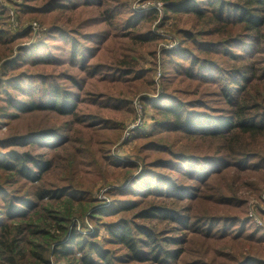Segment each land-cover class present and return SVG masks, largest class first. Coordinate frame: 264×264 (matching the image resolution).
<instances>
[{"label":"trees","instance_id":"16d2710c","mask_svg":"<svg viewBox=\"0 0 264 264\" xmlns=\"http://www.w3.org/2000/svg\"><path fill=\"white\" fill-rule=\"evenodd\" d=\"M169 1L182 46L165 52L161 94L143 98L154 124L133 137L142 170L111 190L108 210L97 207L98 183L140 165L111 149L129 95L151 79L140 58L155 54L153 13L134 12L131 0H24L20 17L50 35L12 57L21 36L3 27L0 6V130L22 114L45 118L0 136V264H223L207 229L214 212L241 225L240 187L264 186V0ZM86 219L94 232L84 234ZM167 219L197 223L193 238H166L176 226L157 223ZM253 242L264 243V230ZM251 263L264 258L231 264Z\"/></svg>","mask_w":264,"mask_h":264},{"label":"rangeland","instance_id":"374dc122","mask_svg":"<svg viewBox=\"0 0 264 264\" xmlns=\"http://www.w3.org/2000/svg\"><path fill=\"white\" fill-rule=\"evenodd\" d=\"M163 2L165 3V9L163 14L158 13L153 8H159ZM169 0H131V7L134 12L139 14H147L149 12L153 13L152 22L150 23V30L153 35L157 37V43L155 46V54L150 55L147 52L144 53L143 57L140 58V66L146 70L151 71V79L149 82H146L145 86L141 87V90L135 94H130V106L129 109L123 110L121 114V120L124 121V129L121 137L118 142H116L112 146L111 154L113 157L122 162L128 161H138L139 166L134 169V171L129 174L126 172L124 175L120 176L113 185H108L103 181H100L94 190V198L97 200V207L108 210L111 208L113 204V192L117 189H124L126 184H128L133 177H135L140 170H142V162L141 159L136 155L133 156L135 149L138 147L137 140H134V134L130 137L128 141L123 140V136L127 127L132 123L138 120L137 110H136V102H140L143 105V124L140 127H145L147 130H151L153 128V119L152 112L145 107L143 98L148 95V97L157 98L162 91V77L164 72V55L165 52H171L173 50H177L182 46L181 37L179 34L173 29L174 28V20L166 19V11L167 6L170 5ZM24 4V0H0V6L4 10V18L5 23L3 25L4 28L8 29L12 34H16L21 36L18 44L14 46L13 56H16L20 47H31L32 45L43 41L50 35L49 28L46 24L41 23L38 20H26L23 16L20 17V10L22 9ZM12 10V11H11ZM162 10V8H161ZM106 26H100L98 30H104ZM103 32V31H99ZM105 32V30H104ZM141 51H147L146 47H143ZM11 59V58H10ZM2 63H0V77L2 73ZM161 73V77L158 73ZM44 115L41 114H22L15 122H13L12 126L8 124H2L0 130V136L6 137L10 133L14 134H23L29 128L34 127L37 122L40 120H44ZM51 122L54 120H58L59 118L50 116L49 118ZM13 129H11V128ZM137 128V129H138ZM136 129V130H137ZM135 130V131H136ZM165 141L170 140V136L163 135ZM179 147L181 145H178ZM182 149L185 147L181 146ZM136 156V157H135ZM131 175V176H130ZM253 181H246L244 185H242L239 191V197L246 203L244 206V210L246 214L243 215L241 212L237 211V214L241 215L244 220L241 225H237L236 222H230L227 220L228 216H230V212H222L224 210L223 207H218L220 210L215 217L211 220L207 229L213 233L216 238H219V241H216L219 245V251L221 252V256L216 255L217 262H221L223 264H231L233 259L243 255V256H261L264 258V243L256 244L253 242V235L258 232L260 229L264 230V186L260 185L258 187L257 184L249 185ZM254 183V182H253ZM115 189V190H114ZM111 190L113 191L112 193ZM135 209V208H134ZM224 219L223 221H221ZM87 229L83 230L84 234L94 232L95 226L91 223L90 220H84ZM197 223H192L189 228H180L178 223L171 219H167L162 223L158 222V228H167L170 226H176L175 229H168L166 233L167 237H175L181 235H188L191 239L193 236V230L196 228ZM82 231V227L80 223L77 227ZM235 233V234H234ZM107 230L104 228L100 229L99 238L105 236ZM228 235L226 240H221L222 235ZM234 234V235H233ZM193 238V237H192ZM215 238V239H216ZM241 238V239H240ZM215 239H211L209 242L212 243ZM197 246L204 247L203 242H201ZM225 254L228 256L227 258L223 256ZM195 259H200L196 258ZM31 264H39L35 263V260L30 261ZM253 264V263H251Z\"/></svg>","mask_w":264,"mask_h":264},{"label":"built area","instance_id":"2783aa9c","mask_svg":"<svg viewBox=\"0 0 264 264\" xmlns=\"http://www.w3.org/2000/svg\"><path fill=\"white\" fill-rule=\"evenodd\" d=\"M165 3L163 2V4L159 7V8H153L155 9L158 13L160 14H163V11L165 9ZM162 8V10H161ZM12 11V10H11ZM159 76L161 77V73L159 72L158 73ZM136 110H137V117H138V120L136 122H132L126 129L125 131V134L123 136V140H126L128 141L130 139V137L132 136V134H134L135 130L141 126L143 124V115H144V112H143V105L140 102H136Z\"/></svg>","mask_w":264,"mask_h":264}]
</instances>
